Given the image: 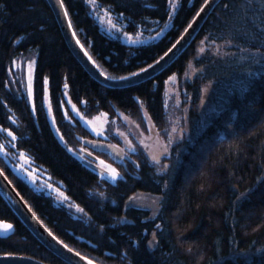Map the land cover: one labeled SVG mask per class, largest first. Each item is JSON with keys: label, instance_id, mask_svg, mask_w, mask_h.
Returning a JSON list of instances; mask_svg holds the SVG:
<instances>
[{"label": "trees", "instance_id": "16d2710c", "mask_svg": "<svg viewBox=\"0 0 264 264\" xmlns=\"http://www.w3.org/2000/svg\"><path fill=\"white\" fill-rule=\"evenodd\" d=\"M92 1L63 0L85 47L105 74L117 78L161 57L205 0H181L173 26L144 45L103 31ZM94 1L123 16L132 31L150 20L161 27L169 17L168 0ZM204 39L230 45L216 55ZM31 49L38 50L34 108L12 78L14 59ZM190 68L200 71L183 80ZM173 75L180 79L179 110L188 133L160 162L138 148L127 158L115 157L108 147L122 150L110 130L119 113L146 132L149 120L167 136L165 95ZM46 81L64 142L48 117ZM101 112L111 125L107 134L96 135L81 118ZM7 132L15 136V149L43 168L65 199L35 189L1 152L0 167L44 224L76 251L102 264H264V0H222L178 60L126 88L104 86L85 70L47 0H0V143ZM86 144L95 146L92 160L76 154ZM95 159L113 164L118 179L95 169ZM141 193L158 198L156 212L130 199ZM0 219L15 225L0 235V255L69 264L41 244L1 194Z\"/></svg>", "mask_w": 264, "mask_h": 264}, {"label": "rangeland", "instance_id": "374dc122", "mask_svg": "<svg viewBox=\"0 0 264 264\" xmlns=\"http://www.w3.org/2000/svg\"><path fill=\"white\" fill-rule=\"evenodd\" d=\"M169 1V17L167 21L161 26H157V21L150 20L151 24L143 23L140 25L139 30L132 31L129 30L126 25L127 22L123 16H115L108 8L101 7L96 1H92L93 9L92 13L97 18L100 27L103 31L110 34L112 37H117L128 43L130 45H144L154 41H157L173 26L174 17L177 10L181 4V0H168ZM204 45L211 50L212 53L216 55L225 54L227 43L211 42L204 39L202 42ZM203 50V49H202ZM38 58V50L31 49L27 52H22L13 61V81L19 82L23 85L25 94L27 95L32 108L33 104V89H34V75L35 68ZM200 71V68H190L185 74L183 80H191L195 74ZM179 76L173 75L169 78L166 87V110L169 116V126L167 131V136L163 137L153 126V123L148 120V131H143V128L137 123L132 121L129 117L122 113H119V119H116L113 124V128L110 129V119L106 112H101L99 115L93 118L82 117L83 123L94 132L96 135L107 134V130L110 129L114 135H117L121 143V152L118 159L127 158L126 154L129 151H138V149H143L150 159L154 162H160L163 156L168 155L170 152L171 145L178 139H181L183 135L188 133L187 128L184 125L183 113L179 110L181 108L182 100L180 98L179 90ZM67 89V88H66ZM45 106L47 109L48 117L51 125L56 133V135L64 142L61 137L60 131L56 125L50 100V93L48 89V82L46 81L45 90ZM65 114L70 120L68 111L64 107ZM76 111V109H74ZM7 138L0 143V152L4 156L5 160L8 162L10 167L21 177L26 179L35 189L44 192H52L61 199H65V194L63 190L53 184L50 179V175L41 167L35 165L33 160L25 153L15 149V136L11 132H7ZM95 143H104V140L97 139ZM108 143V142H107ZM115 146L117 144L115 143ZM95 147V146H94ZM94 147H90L88 144L82 147V150L76 154L83 157V159L93 158L90 156V150ZM138 148V149H137ZM72 150V149H70ZM73 151V150H72ZM155 157V159H154ZM97 161V166L104 169L105 174L109 176L112 180H117L120 172L111 163L105 162L102 159H95ZM115 169L118 175L115 179L112 178L111 170ZM137 205L142 207H147L153 212L158 209V198L155 195L149 193L136 194L132 200ZM10 224L12 227L5 230L3 225ZM15 228L14 223L6 220L0 219V235H6L11 233Z\"/></svg>", "mask_w": 264, "mask_h": 264}, {"label": "water", "instance_id": "95a60500", "mask_svg": "<svg viewBox=\"0 0 264 264\" xmlns=\"http://www.w3.org/2000/svg\"><path fill=\"white\" fill-rule=\"evenodd\" d=\"M55 14L63 36L74 56L85 70L99 83L109 88H126L155 78L171 66L193 44L203 26L222 0H205L197 13L193 16L181 35L171 47L157 60L148 66L123 77H110L105 74L85 47L72 24L71 18L63 0H47ZM199 14V15H198ZM191 25V27H189ZM171 50V51H170ZM167 53V55H166ZM93 61L95 63H93ZM107 147V146H106ZM115 157L120 152L108 147ZM0 194L15 212L21 222L48 250L69 264H102L70 247L52 232L33 211L22 197L18 189L11 182L0 167ZM61 241L63 243H61ZM67 245V247H65ZM0 264H48L31 256L5 254L0 255Z\"/></svg>", "mask_w": 264, "mask_h": 264}, {"label": "snow or ice", "instance_id": "6c2138e0", "mask_svg": "<svg viewBox=\"0 0 264 264\" xmlns=\"http://www.w3.org/2000/svg\"><path fill=\"white\" fill-rule=\"evenodd\" d=\"M198 15H199V14H198ZM189 27H191V25H190ZM170 51H171V50H170ZM166 55H167V53H166ZM93 63H95V62L93 61ZM141 71H143V69H142ZM65 87H67V85H65ZM154 159H155V157H154ZM111 172H112V178L115 179L116 176L118 175V173L116 172L115 169H112ZM130 199H133V198L130 197ZM3 227H4L5 230H7V229H10V228L12 227V225H10V224H4ZM153 236H155V233H153ZM61 243H63V242L61 241ZM152 243H153V241H150V242H149L150 245H151ZM65 247H67V245H65ZM89 264H91V262H89Z\"/></svg>", "mask_w": 264, "mask_h": 264}, {"label": "flooded vegetation", "instance_id": "af4514ba", "mask_svg": "<svg viewBox=\"0 0 264 264\" xmlns=\"http://www.w3.org/2000/svg\"><path fill=\"white\" fill-rule=\"evenodd\" d=\"M98 164H92V166L95 168V169H99L100 171H104L103 168H101L100 166H97ZM104 174H105V171H104Z\"/></svg>", "mask_w": 264, "mask_h": 264}, {"label": "bare ground", "instance_id": "6f19581e", "mask_svg": "<svg viewBox=\"0 0 264 264\" xmlns=\"http://www.w3.org/2000/svg\"><path fill=\"white\" fill-rule=\"evenodd\" d=\"M15 213V212H14Z\"/></svg>", "mask_w": 264, "mask_h": 264}]
</instances>
